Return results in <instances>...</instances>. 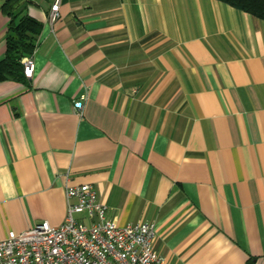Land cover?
<instances>
[{"label":"crops","instance_id":"1","mask_svg":"<svg viewBox=\"0 0 264 264\" xmlns=\"http://www.w3.org/2000/svg\"><path fill=\"white\" fill-rule=\"evenodd\" d=\"M53 2L26 5L32 77L0 81V239L59 226L66 184H89L117 226L154 223L164 264H264V20L217 0H59L51 24Z\"/></svg>","mask_w":264,"mask_h":264},{"label":"built area","instance_id":"2","mask_svg":"<svg viewBox=\"0 0 264 264\" xmlns=\"http://www.w3.org/2000/svg\"><path fill=\"white\" fill-rule=\"evenodd\" d=\"M58 5L54 0L49 8L51 24L59 18ZM34 53L23 60L26 78L33 75ZM73 106L81 109L82 102ZM64 192V221L59 226L40 221L26 231L7 232L0 239V264H164L152 248L154 223L117 226L106 218V206L89 184H66Z\"/></svg>","mask_w":264,"mask_h":264},{"label":"trees","instance_id":"3","mask_svg":"<svg viewBox=\"0 0 264 264\" xmlns=\"http://www.w3.org/2000/svg\"><path fill=\"white\" fill-rule=\"evenodd\" d=\"M264 20V0H217ZM29 0H3L0 11L9 19L5 30V55L0 60V81L25 83L23 60L32 55L41 23L28 15Z\"/></svg>","mask_w":264,"mask_h":264},{"label":"rangeland","instance_id":"4","mask_svg":"<svg viewBox=\"0 0 264 264\" xmlns=\"http://www.w3.org/2000/svg\"><path fill=\"white\" fill-rule=\"evenodd\" d=\"M80 214L75 215V218H78Z\"/></svg>","mask_w":264,"mask_h":264}]
</instances>
